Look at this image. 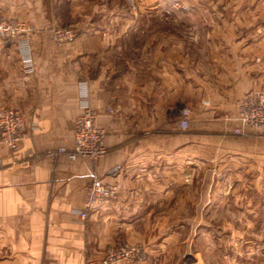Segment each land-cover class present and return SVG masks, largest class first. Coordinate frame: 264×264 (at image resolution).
<instances>
[{
	"label": "crops",
	"instance_id": "obj_1",
	"mask_svg": "<svg viewBox=\"0 0 264 264\" xmlns=\"http://www.w3.org/2000/svg\"><path fill=\"white\" fill-rule=\"evenodd\" d=\"M244 1L232 0L209 22L227 86L219 96L200 81L201 61L191 64L197 56L186 47L196 38L165 33L156 28L157 22L145 23L154 29L148 37L124 38L125 45L133 41L134 49H122V116L118 118L107 109L109 77L103 74L98 82L79 80L45 31L49 23L45 13H53L54 4L60 6L63 0L0 1V11L33 13L27 19L38 28L31 39L33 72L23 69L15 43L0 38V106L6 102L3 106L22 110L30 128L16 150L0 144V264H85L122 241L144 243L147 254L120 264H177L183 244L188 243V250L195 247L203 229L207 237L239 235L234 228L206 229L211 206L229 210L222 221H233L238 215L233 205L245 203L248 223L260 220L254 197L264 194V133L242 126L234 115L239 95L244 93L240 100L264 80V50L254 51L264 46V4ZM197 8L204 12L201 6L188 7L186 12ZM229 9V18L220 15ZM186 25L194 28L198 23ZM6 44L14 47L17 60L6 52ZM83 81L90 86L91 103L107 133V153L97 160L71 159L57 151L73 145ZM184 106L191 108L186 129L180 126ZM34 121L38 127L32 130ZM239 126L243 133L236 132ZM49 150L57 153L50 156ZM208 170L220 177L207 180ZM95 175L118 183L119 194L83 218L80 210ZM232 176L252 177L246 198L229 189ZM246 235L249 251L264 249V242L259 244L264 225L247 228ZM211 245L218 253L223 251L221 245ZM192 249V263L197 264L199 252ZM251 261L258 264L255 258Z\"/></svg>",
	"mask_w": 264,
	"mask_h": 264
},
{
	"label": "rangeland",
	"instance_id": "obj_2",
	"mask_svg": "<svg viewBox=\"0 0 264 264\" xmlns=\"http://www.w3.org/2000/svg\"><path fill=\"white\" fill-rule=\"evenodd\" d=\"M18 1L23 2V0ZM244 3H247V0ZM257 3L264 4V0L257 1ZM55 5L52 8L53 13L51 10L45 13V18L49 17V23L46 24L45 31L49 32L53 39V30L55 28H72L75 31L73 41L64 45L57 44L55 39L54 42L71 65L72 70L78 74L79 80L87 78L92 82H98L103 74L109 77V82L112 84L109 87L107 109L114 117L122 116V49L126 47L127 49L129 47L134 49L133 41H129L131 43L130 46L125 45L124 38L148 37L151 31L154 32V29H151L150 25L146 27L145 23L157 22L156 28L164 30L165 33L170 31L188 35L186 38L190 40L196 38L194 42L189 41L186 49L193 56H197L195 58L196 61L191 62L192 66H196L197 63H200L199 61L203 65L200 81L207 82L209 90L210 87H213V92L216 96H219L224 91L223 89L227 87L223 85L222 81L224 74L221 72L222 61L218 56L219 46L213 40L217 38L213 33L214 26L210 25L209 22H214L217 19L215 18L216 11H220L221 8L224 10L229 8L232 5V0H75L74 5L68 0H63L60 6ZM191 6L195 8L201 6L204 12L198 11L199 8L192 10L191 13L186 12L188 7ZM154 8L156 12H150ZM0 12L30 23L35 28V33L38 31L32 20L27 19L32 17L33 13H23V11L15 13ZM220 15L229 18L230 9L228 13L220 12ZM216 16H218V12ZM185 23H198V25L194 28L190 25L191 28L189 26L188 28ZM156 28L155 30H157ZM256 34L259 33L257 32ZM111 38L115 39V41L110 40ZM6 47L9 49L6 52L17 60V53L14 47L10 44H6ZM263 50L264 46H257L254 51L257 54L263 52ZM259 77L251 76L254 80H258ZM102 86V83H100V87ZM243 94L239 96L241 97ZM99 95L101 97L103 95L101 90ZM104 95H108L106 90ZM240 97H238L236 103ZM3 105H7L6 102L0 108L6 107ZM185 107L188 106L183 108ZM223 114L227 113L223 112ZM219 177L212 171H207V180H216ZM223 178L225 179V176ZM228 181L229 189L236 194L240 192L239 198H243L244 194L246 195L244 198L247 197L246 189L251 187V176H232L228 178ZM254 201L259 203L255 205V208L258 209L260 216V220L251 222L254 225H250L247 221V206L245 203L240 206L233 205L234 214H238L236 216L237 219L233 221H222L225 215L229 216V212L226 213L229 210L222 209V211H217L214 206H211V212H208L209 217L206 222V229L234 228L238 230L239 235L234 238L226 237L225 235L223 237H207L202 235L205 233L203 229L201 237L195 241V247H192L199 252L200 261L197 264H233V260L234 264H252L251 260H254V258L258 260V264H264L263 248L258 249L259 251L255 250L254 253L247 248L249 242V238L246 235L247 228H262L264 225V221L261 220L264 213V194H256ZM260 241L264 242V238L259 240V244H262ZM184 244L182 251L179 253L180 259L176 263L196 264L195 262L192 263L195 256L194 252L192 253L193 249L188 250V243ZM211 244H216L217 248L219 247L218 244L221 245L223 251L218 253L215 247L211 248ZM192 245L193 243L190 246Z\"/></svg>",
	"mask_w": 264,
	"mask_h": 264
},
{
	"label": "built area",
	"instance_id": "obj_3",
	"mask_svg": "<svg viewBox=\"0 0 264 264\" xmlns=\"http://www.w3.org/2000/svg\"><path fill=\"white\" fill-rule=\"evenodd\" d=\"M35 28L25 21L0 12V38L14 42L26 72L35 71L36 61L34 57L31 39ZM54 39L59 45L71 42L75 38L72 28H55ZM80 106L82 112L75 119V135L71 148L61 146L57 151L66 153L69 158L76 159L84 156L93 160L107 153L106 131L98 121L97 109L90 100V86L87 81L81 82ZM191 110L185 107L181 110L182 118L180 126L188 128ZM234 117L242 126L264 133V80L263 83L245 94L238 103V109ZM29 118L19 108L6 106L0 108V144L16 150L22 140L30 133ZM38 124L34 121L31 129H36ZM237 133H243L242 127L236 128ZM56 150H49L48 155L54 156ZM119 164L117 169H121ZM119 194V185L116 182H107L100 176L92 177L86 189L85 207L80 210L83 218L90 215L91 210L108 199H115ZM147 249L144 243L117 242L108 246L103 255L90 257L85 264H120L135 262L144 258Z\"/></svg>",
	"mask_w": 264,
	"mask_h": 264
}]
</instances>
